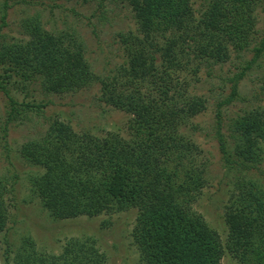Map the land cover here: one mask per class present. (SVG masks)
Returning a JSON list of instances; mask_svg holds the SVG:
<instances>
[{
	"label": "trees",
	"instance_id": "obj_1",
	"mask_svg": "<svg viewBox=\"0 0 264 264\" xmlns=\"http://www.w3.org/2000/svg\"><path fill=\"white\" fill-rule=\"evenodd\" d=\"M16 1H2L0 89L6 91L3 81L12 76L53 93L99 82L103 101L132 115L128 138L112 131L102 136L79 132L55 118L39 138L23 142L21 157L43 169L30 178L31 192L49 216L92 218L135 209L130 234L143 264H220L225 255L237 264H264V27L257 25L264 0H200L196 7L194 0H110L131 9L135 27L118 33L123 58L103 76L92 70L76 28L47 29L37 14L23 22L27 39L8 40L1 29ZM50 1V9L59 7ZM106 1L82 3L95 2L91 15L99 11L100 20ZM232 55L233 67L217 75L218 87L229 90L215 111L218 149L231 183L222 240L191 209L207 183V164L180 128L207 107L195 89L200 69L208 68L210 78V70ZM254 71H263L253 79L260 84L241 95V80ZM235 101L245 106L228 123L230 141L221 132L222 107ZM14 170L0 175V260L105 264L96 237L88 233L67 237L53 253L38 248L30 235L13 240L4 232L9 220L5 197L12 192L7 180L17 177ZM104 226L102 221L99 227Z\"/></svg>",
	"mask_w": 264,
	"mask_h": 264
},
{
	"label": "rangeland",
	"instance_id": "obj_2",
	"mask_svg": "<svg viewBox=\"0 0 264 264\" xmlns=\"http://www.w3.org/2000/svg\"><path fill=\"white\" fill-rule=\"evenodd\" d=\"M2 1L0 0V16ZM11 1L9 0V3ZM41 1L17 0L16 3L10 4L7 9V24L1 29L8 36V40L27 39L23 22L26 18L38 14L47 29H77L85 43L86 59L96 74L102 76L108 74L121 62L124 53L118 33L135 27L132 11L124 2L106 1L103 7L104 17L99 20V11L91 15L95 2L83 4L82 0H54L59 7L50 9L48 4L53 2ZM199 1L194 0V7L199 5ZM258 17L257 25L263 29L264 13L258 14ZM251 54L252 51H247L244 55L250 57ZM235 59V55H232L227 62L215 65L214 69L210 70L212 75L210 78H206L208 68L200 69L198 74L201 79L196 83L195 89L198 94L205 96L207 107L191 118L190 124L180 128L199 146L202 150L200 157L207 164V183L190 203L191 209L202 214L222 240H225L227 234L224 204L231 183L229 174L225 173L226 169L218 149L215 111L218 100L228 93L229 88L226 85L218 87L217 75L232 68L230 65ZM262 74L263 71H254L244 77L239 85V93L250 95V86L260 84L258 81L257 84L253 82V79L261 78ZM3 85L6 91L0 89V127H4L5 130L0 129V175H11L13 169L17 174L14 181L7 180L12 192L7 193L5 197L9 220L4 232L13 240L30 235L38 248L53 253L59 252L61 244L67 237L88 233L96 237L97 246L105 254V264H143L139 260L136 247L132 244L130 234L135 209L92 218L80 216L53 219L41 206L40 198L31 192L30 178L43 169L41 166L29 164L21 157L19 151L23 142L39 138L55 118L68 122L79 132L90 131L91 134L102 136L112 131L128 138L127 122L132 115L107 105L101 97L99 82L83 87L77 92L62 93L41 90L39 83L24 85L17 81L15 76L10 79L5 77ZM120 88L118 87V90ZM41 103L45 105L42 106ZM244 106L245 102L235 101L222 107L224 117L221 132L227 140H230L228 123ZM261 144L264 147V141ZM260 166L264 171V162ZM6 167L10 170L7 171ZM101 220L105 223L104 228L99 227ZM0 245L2 246L1 234ZM0 264H4L2 259ZM220 264L237 263L225 255Z\"/></svg>",
	"mask_w": 264,
	"mask_h": 264
}]
</instances>
